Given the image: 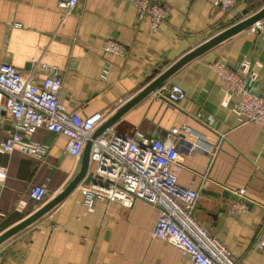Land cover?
<instances>
[{"label":"crops","instance_id":"obj_1","mask_svg":"<svg viewBox=\"0 0 264 264\" xmlns=\"http://www.w3.org/2000/svg\"><path fill=\"white\" fill-rule=\"evenodd\" d=\"M63 1L0 0V63L22 73L36 63L38 79L41 64L51 66L67 111L100 125L181 57L264 5V0H238L223 13L214 7L216 0H151L166 9L153 32L150 19L138 20L134 7L123 0H77L62 20L58 4ZM108 39L119 42L126 54L105 53ZM217 61L243 75L254 74L247 84L264 99V36L247 29L185 65L112 127L126 137L140 132L163 140L185 126L177 184L199 192L194 219L240 264H264V256L252 247L257 234H264V130L239 121L234 112L238 96L228 94L210 68ZM171 85L185 94L176 105L164 98ZM11 130L9 117L0 112V143ZM31 141L47 146L40 158L0 153V171L5 170L0 175V234L57 196L75 172L78 160L67 152L66 137L38 129ZM34 185L46 190L37 206L29 197ZM238 190L244 196L234 193ZM224 191L231 199L222 197ZM240 206L245 210L230 213ZM157 218L158 209L138 199L130 208L97 200L88 211L76 188L2 243L0 264H192L185 252L152 238Z\"/></svg>","mask_w":264,"mask_h":264},{"label":"built area","instance_id":"obj_2","mask_svg":"<svg viewBox=\"0 0 264 264\" xmlns=\"http://www.w3.org/2000/svg\"><path fill=\"white\" fill-rule=\"evenodd\" d=\"M132 5L136 18L148 17L153 32L166 16V9L151 0H123ZM238 0H216L214 7L225 13L236 6ZM77 0L58 4L62 20L70 14ZM14 27H18L15 25ZM249 30L264 36V19L256 22ZM105 53L124 56L125 48L117 41L108 39L103 43ZM35 63L28 72L22 73L9 64L0 63V112L11 122L12 130L0 143V153L10 155L14 151L40 158L47 146L31 141L38 129H44L67 138V152L79 160L84 146L100 127L91 119L68 112L60 102L61 82L51 66L41 64V78H36ZM106 64L101 77L107 75ZM228 94L238 96L234 112L241 123H253L264 130V99L255 95L248 79L254 74L243 75V71L232 70L222 62L210 65ZM245 76V78L243 77ZM247 76V77H246ZM185 97L178 85L166 89L165 101L176 105ZM186 127L174 128L165 139H150L136 132L133 137L118 134L113 127L92 141L89 164L93 183H80L78 188L83 204L93 210L97 200L116 202L130 208L135 199L158 209V218L151 232L154 239L165 242L185 252L192 264H240V261L216 238L196 222L193 212L199 192L177 184V166L180 161L179 144ZM215 156L216 148L210 152ZM5 170L0 171L4 175ZM83 184V185H82ZM238 196H244L238 190ZM29 197L35 206L44 202L46 190L34 185ZM245 206L233 208L231 214L245 210ZM52 228V226H51ZM54 229V226H53ZM252 247L264 256V234L259 232Z\"/></svg>","mask_w":264,"mask_h":264},{"label":"water","instance_id":"obj_3","mask_svg":"<svg viewBox=\"0 0 264 264\" xmlns=\"http://www.w3.org/2000/svg\"><path fill=\"white\" fill-rule=\"evenodd\" d=\"M262 19H264V5L253 14L233 24L232 26L223 30L219 34L213 36L206 42L202 43L201 45L197 46L189 53L181 57L174 64H172L167 70H165L160 76H158L152 83H150L147 87H145L139 94H137L134 98L129 100L124 106H122L111 118H109L100 127H98L97 130L92 134L91 139L86 142L83 152L77 162L75 172L72 174L70 180L64 186L63 190L52 200H50L47 204H45L43 207L37 210L34 214L29 216L27 219H25L21 223L15 225L14 227L0 234V245L9 238H11L12 236H14L15 234H17L18 232L22 231L26 227L38 221L48 212H50L54 207H56L66 197H68V195L74 189H76V187L80 183H83L85 185H88L89 183H93L92 172L90 171V164H89V154L93 140H95L100 135H102V133H104L108 128L112 127L114 123H116L127 111L133 108L136 104H138L140 101L148 97L150 94L156 92L161 87H163L166 81L171 76H173L177 71L183 68L185 65H187L197 57L203 55L204 53L214 48L215 46L219 45L220 43L247 30L249 27H251L256 22ZM162 68H163L162 66L159 67V69ZM243 77L245 78V76ZM222 197L231 199L232 195L228 191H224L222 193Z\"/></svg>","mask_w":264,"mask_h":264}]
</instances>
